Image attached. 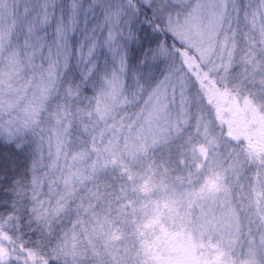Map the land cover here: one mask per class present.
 Wrapping results in <instances>:
<instances>
[{"label": "snow or ice", "instance_id": "6c2138e0", "mask_svg": "<svg viewBox=\"0 0 264 264\" xmlns=\"http://www.w3.org/2000/svg\"><path fill=\"white\" fill-rule=\"evenodd\" d=\"M0 264H264V0H0Z\"/></svg>", "mask_w": 264, "mask_h": 264}]
</instances>
